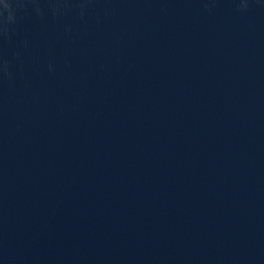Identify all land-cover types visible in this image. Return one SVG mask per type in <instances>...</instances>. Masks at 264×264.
Returning a JSON list of instances; mask_svg holds the SVG:
<instances>
[{
  "label": "water",
  "instance_id": "1",
  "mask_svg": "<svg viewBox=\"0 0 264 264\" xmlns=\"http://www.w3.org/2000/svg\"><path fill=\"white\" fill-rule=\"evenodd\" d=\"M0 264H264V0H0Z\"/></svg>",
  "mask_w": 264,
  "mask_h": 264
}]
</instances>
